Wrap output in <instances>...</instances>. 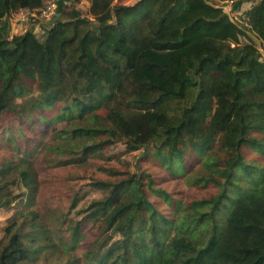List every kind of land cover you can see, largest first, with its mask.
Returning a JSON list of instances; mask_svg holds the SVG:
<instances>
[{"label":"trees","instance_id":"trees-1","mask_svg":"<svg viewBox=\"0 0 264 264\" xmlns=\"http://www.w3.org/2000/svg\"><path fill=\"white\" fill-rule=\"evenodd\" d=\"M47 1L0 0V210L13 212L0 264H264V0H56L60 18L43 37L8 39L11 15L40 14ZM226 2L254 6L237 23L215 7ZM52 113L66 122L45 153L77 150L57 167L116 144L139 153L132 172L101 169L91 186L104 194L76 211L63 254L36 206L40 157L21 128ZM154 162L192 196L159 184Z\"/></svg>","mask_w":264,"mask_h":264},{"label":"rangeland","instance_id":"rangeland-1","mask_svg":"<svg viewBox=\"0 0 264 264\" xmlns=\"http://www.w3.org/2000/svg\"><path fill=\"white\" fill-rule=\"evenodd\" d=\"M141 0H115L114 4L121 5H134ZM215 2L216 0H210ZM255 4V3H254ZM220 6L224 7L225 13H227L232 20L237 23H242L244 12L250 10L254 5L253 3H242L241 10H235V6L232 2L221 3ZM75 8L87 16L89 10V2L82 1L76 3ZM25 13L13 14L9 17L10 32H8V39L13 36L23 35L27 30L31 29L38 37H43L45 28H50L46 21L41 20L39 14L35 15L36 22L29 23L24 21ZM89 17H91L89 15ZM26 22V23H25ZM38 22V23H37ZM37 23V24H36ZM43 24V27L39 26ZM244 25L248 26L246 23ZM12 27V28H11ZM261 53L264 57V43L259 45ZM259 48V49H260ZM37 92V89L36 91ZM60 114L52 113L46 116L50 122H40L39 120H31L21 126L23 133L26 134L31 147L36 152H39L36 157L38 160L37 169L39 170V180L41 182L39 195L36 202V206L40 213L46 220V228L48 234L51 237L50 244L58 250L59 253H65L64 245L73 249L71 228L74 223L81 219L82 216H77L76 211L89 204V202L96 198L103 196L102 190L94 189L91 186L93 180L105 179V174L101 171L105 167H116L117 169L124 171L129 168L132 172L135 169L134 164L138 161L139 153H129L126 151V147L123 144H116L106 149L100 156L93 155L85 159L86 163L81 166H65L63 168L57 167L59 162L68 160L75 150L71 144H68L67 155H59L55 152H46L44 149V141L52 140L55 138L52 133L55 130L61 129L65 125V120L58 121L57 117ZM14 126V125H12ZM1 139V138H0ZM5 142L0 141V153H7L3 145ZM189 168H195L197 166V160L194 157L186 158ZM150 167L151 173L156 177V181L159 184H163L168 187L170 191L177 194V197L184 200L189 199L192 196L191 190L186 188L178 179H171L167 176L164 169L157 163H153ZM132 191L128 195H132ZM78 196L81 201L78 207L69 212V207L74 196ZM233 205V202L230 203ZM227 209L229 208L226 207ZM164 211V208H162ZM66 213L67 220L64 222ZM13 216L12 211L0 210V229L7 224V221ZM97 223L84 226L82 229V237L78 246L75 248V252L72 254L81 255L83 247L87 241L95 239L97 231ZM2 233L0 231V237ZM42 262L47 264H61L58 258L53 257L49 260L42 259Z\"/></svg>","mask_w":264,"mask_h":264},{"label":"built area","instance_id":"built-area-1","mask_svg":"<svg viewBox=\"0 0 264 264\" xmlns=\"http://www.w3.org/2000/svg\"><path fill=\"white\" fill-rule=\"evenodd\" d=\"M35 15H37V14L25 13V16H24L25 20L24 21H29L31 18L36 20L35 18H37V17H35ZM56 15H57V3H56V0H48L46 2V4H45L44 9L39 14L41 20L47 22L46 24L52 23V21L55 19Z\"/></svg>","mask_w":264,"mask_h":264},{"label":"water","instance_id":"water-1","mask_svg":"<svg viewBox=\"0 0 264 264\" xmlns=\"http://www.w3.org/2000/svg\"><path fill=\"white\" fill-rule=\"evenodd\" d=\"M216 8H221V9H223V11H224V7L223 6H215ZM225 12V11H224ZM227 14V13H226ZM60 18V13H57V15H56V17H55V19L56 20H58ZM9 19V18H8ZM48 26L50 27V28H52V27H54L55 25H54V23H48ZM241 52L242 51H240L238 54H237V57H239L240 56V54H241Z\"/></svg>","mask_w":264,"mask_h":264},{"label":"crops","instance_id":"crops-1","mask_svg":"<svg viewBox=\"0 0 264 264\" xmlns=\"http://www.w3.org/2000/svg\"><path fill=\"white\" fill-rule=\"evenodd\" d=\"M245 3H252V2H245ZM26 23V22H25ZM38 23V22H37ZM36 23V24H37ZM41 25H42V27H43V24H39V26L41 27ZM12 28V27H11ZM29 30H31V29H29ZM29 30H27V32L29 31ZM8 32H10L11 33V31H10V23H9V20H8ZM35 33V32H34Z\"/></svg>","mask_w":264,"mask_h":264}]
</instances>
